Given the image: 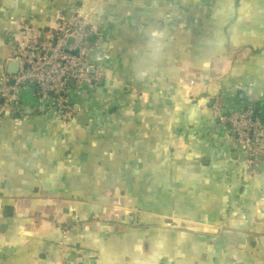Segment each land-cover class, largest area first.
Instances as JSON below:
<instances>
[{
  "label": "crops",
  "instance_id": "obj_1",
  "mask_svg": "<svg viewBox=\"0 0 264 264\" xmlns=\"http://www.w3.org/2000/svg\"><path fill=\"white\" fill-rule=\"evenodd\" d=\"M79 5L107 74L73 92L71 126L30 97L4 113L0 264H191L206 236L222 250L264 226V167L215 115L264 112V0H0V77L13 36Z\"/></svg>",
  "mask_w": 264,
  "mask_h": 264
},
{
  "label": "built area",
  "instance_id": "obj_2",
  "mask_svg": "<svg viewBox=\"0 0 264 264\" xmlns=\"http://www.w3.org/2000/svg\"><path fill=\"white\" fill-rule=\"evenodd\" d=\"M91 16V8L79 5L47 32L28 30L13 39L9 62H17L19 69L15 75L7 71L1 74L0 122L7 111H22L21 94L25 90L64 126L75 122L78 113L73 92L91 89L107 74L102 67L95 68L93 74L90 72V55L101 50L99 41H91L97 30ZM239 106L227 110L217 106L215 115L219 126L225 127L246 150L247 167L256 173L264 167V112Z\"/></svg>",
  "mask_w": 264,
  "mask_h": 264
},
{
  "label": "trees",
  "instance_id": "obj_3",
  "mask_svg": "<svg viewBox=\"0 0 264 264\" xmlns=\"http://www.w3.org/2000/svg\"><path fill=\"white\" fill-rule=\"evenodd\" d=\"M50 27V26H49ZM51 28V27H50ZM49 28V29H50ZM46 28L45 30H39L42 33L47 32L49 30ZM22 33V32H21ZM90 96V94H89ZM97 102L99 100H96ZM244 108L253 107L255 110L259 109L258 105L252 104L250 101L246 100L244 102ZM264 116V113L262 114ZM5 114L3 115V117ZM217 121V120H216ZM260 224H252V227L248 230L249 234L246 236L233 234L237 243L232 247H224V249H217L219 244L216 242V245L213 243L212 238L206 236L199 245L202 248L199 250L200 252V261L191 262V264H264V226H259ZM192 229V228H191ZM209 233H213V231H208ZM186 237L181 234V236H177L174 238V242L183 243V250L188 249L190 254L194 252L193 245H197L198 242L192 238L191 235ZM246 239L243 244L239 243V239ZM258 240L262 242V245L258 244ZM218 241V240H217ZM256 242V246L253 247L252 243ZM188 243V244H187ZM215 246L216 250L220 251L221 254H215ZM258 253L254 254L257 249ZM261 254H263L261 256ZM261 256V257H260ZM202 261V263H201ZM164 263V262H163ZM175 264V261H174Z\"/></svg>",
  "mask_w": 264,
  "mask_h": 264
},
{
  "label": "water",
  "instance_id": "obj_4",
  "mask_svg": "<svg viewBox=\"0 0 264 264\" xmlns=\"http://www.w3.org/2000/svg\"><path fill=\"white\" fill-rule=\"evenodd\" d=\"M91 40H93V38ZM70 42L73 43V40H71ZM18 69H19V64L17 62H10L9 65H8V67H7V73L10 74V75H15V74H17ZM93 71H94L93 68L90 69V72L92 74H93ZM78 122H80V121L78 120ZM262 169L263 168H261L260 171Z\"/></svg>",
  "mask_w": 264,
  "mask_h": 264
},
{
  "label": "rangeland",
  "instance_id": "obj_5",
  "mask_svg": "<svg viewBox=\"0 0 264 264\" xmlns=\"http://www.w3.org/2000/svg\"><path fill=\"white\" fill-rule=\"evenodd\" d=\"M20 33H21V32H20ZM18 37H20V36H19V35L13 36V39L18 38ZM24 92H27V94H24ZM24 92L21 94L23 98H24V97H25V98L30 97V98H33V99H34L32 93H31L29 90H25ZM26 95H27V96H26ZM26 101H27V100H26ZM89 104L92 105L93 103L89 101ZM89 109H90V112H95V111L97 110V108H94V107H89ZM90 112H89V113H90ZM91 114H92V113H91Z\"/></svg>",
  "mask_w": 264,
  "mask_h": 264
}]
</instances>
